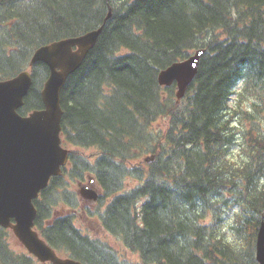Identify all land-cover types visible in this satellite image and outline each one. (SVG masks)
<instances>
[{
  "label": "trees",
  "instance_id": "trees-1",
  "mask_svg": "<svg viewBox=\"0 0 264 264\" xmlns=\"http://www.w3.org/2000/svg\"><path fill=\"white\" fill-rule=\"evenodd\" d=\"M101 24L60 92L69 162L34 199L35 228L62 256L123 264L75 222L79 197L65 176L91 173L100 193L86 211L142 264H258L264 0H0V80L29 68L38 47ZM198 48V70L176 103L175 84L159 85L157 74ZM31 74L22 115L42 107L49 68L36 62ZM161 117L167 126L155 129ZM82 147L96 148L92 159ZM11 235L0 226V264H42L13 248Z\"/></svg>",
  "mask_w": 264,
  "mask_h": 264
},
{
  "label": "water",
  "instance_id": "water-1",
  "mask_svg": "<svg viewBox=\"0 0 264 264\" xmlns=\"http://www.w3.org/2000/svg\"><path fill=\"white\" fill-rule=\"evenodd\" d=\"M110 12L107 17H109ZM103 24L81 35L45 44L37 48L29 61L44 62L49 74L40 91L43 107L21 115L17 110L32 85L30 70L0 80V225L12 230L27 251L40 261L53 264H84L59 256L34 227L36 208L33 200L51 176L60 175L68 161V149L61 145L62 108L60 91L67 77L95 45ZM205 49L198 48L181 61L161 69L160 85L176 82L177 101L193 80ZM85 200L95 201L98 191L92 178L79 186ZM255 255L264 264V216L256 234Z\"/></svg>",
  "mask_w": 264,
  "mask_h": 264
},
{
  "label": "rangeland",
  "instance_id": "rangeland-1",
  "mask_svg": "<svg viewBox=\"0 0 264 264\" xmlns=\"http://www.w3.org/2000/svg\"><path fill=\"white\" fill-rule=\"evenodd\" d=\"M240 100L244 102V98L240 96ZM168 119L166 117L159 118L154 124V128L158 130H164L167 126ZM70 148V147H67ZM80 153L83 155L89 157L90 159L93 158V154L97 151L95 147H82L78 149ZM93 177L91 173H86L85 177L78 180V179H70L68 176H65V180L69 186V189L75 191L77 193L78 185L86 184L88 181V178ZM126 188L131 187L134 185L131 183V181L128 179L125 181ZM100 192V191H99ZM78 194V193H77ZM87 201L79 198V205L76 209H74L75 212V222L80 227V229L87 235H89L93 239H98L102 242H105L108 244V246L111 248V250L116 254L117 260L119 263L123 264H142L137 253L130 251L127 249L122 241L116 237L115 235L107 232L101 225L98 217L91 216L86 211L88 207L89 209H93L95 204H86ZM9 243L12 247L16 249H21V245L17 241L16 238L13 236H10L8 238Z\"/></svg>",
  "mask_w": 264,
  "mask_h": 264
},
{
  "label": "bare ground",
  "instance_id": "bare-ground-1",
  "mask_svg": "<svg viewBox=\"0 0 264 264\" xmlns=\"http://www.w3.org/2000/svg\"><path fill=\"white\" fill-rule=\"evenodd\" d=\"M160 71V70H159ZM159 73V72H158Z\"/></svg>",
  "mask_w": 264,
  "mask_h": 264
}]
</instances>
